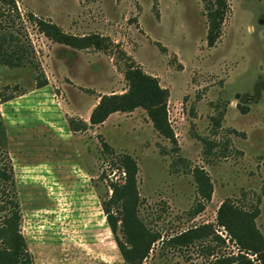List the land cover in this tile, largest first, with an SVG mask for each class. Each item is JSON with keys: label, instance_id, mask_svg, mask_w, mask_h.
<instances>
[{"label": "rangeland", "instance_id": "374dc122", "mask_svg": "<svg viewBox=\"0 0 264 264\" xmlns=\"http://www.w3.org/2000/svg\"><path fill=\"white\" fill-rule=\"evenodd\" d=\"M227 1L220 37L209 47L208 0H15L20 19L9 30L27 45V57L17 66L0 62V92L9 95L0 102L7 136L0 156L6 152L11 165L31 264H126L102 208L112 183L124 182V154L137 165L136 215L161 237L141 264H217L235 255L216 222L224 199L258 206L264 235V0ZM34 19L103 41L57 43ZM128 65L168 89L176 144L141 107L90 124L100 96L127 90ZM203 139L213 142L209 152ZM195 166L210 177L209 201L197 192ZM204 223L224 239L168 244ZM116 235L124 240L120 229Z\"/></svg>", "mask_w": 264, "mask_h": 264}, {"label": "trees", "instance_id": "16d2710c", "mask_svg": "<svg viewBox=\"0 0 264 264\" xmlns=\"http://www.w3.org/2000/svg\"><path fill=\"white\" fill-rule=\"evenodd\" d=\"M205 10L206 42L211 47L220 37L229 3L227 0H208ZM14 19H20L15 0H0V62L9 66L25 64L27 57V45L11 29L9 30ZM34 22L39 31L52 41L74 48H86L91 45L100 47L103 41L98 35L75 36L63 32L58 25L50 21L34 19ZM124 78L127 82V90L120 94L100 96L98 103L90 112V124L103 122L113 112H130L141 107L145 110L153 128L176 144L167 113L168 89L162 87L156 77L145 73L139 66L128 65L124 71ZM42 84L44 83H38L39 86ZM7 99L9 95L0 92V102ZM85 127L86 123H82L80 127L75 126L72 129H84ZM6 142V127L0 119V151L3 150ZM203 142L207 145L205 152H209L213 147V142L208 139H203ZM119 163L124 173V182L112 183L111 197L103 202L102 208L124 262L141 264L147 257L151 246L161 237L157 231L147 228L136 215L135 205L138 198L136 162L130 155L124 154L119 157ZM192 174L199 196L209 201L212 194V183L208 173L202 167L195 166ZM13 187L11 165L4 152L0 156V264H31V256L19 228V203ZM112 206L117 208V213L111 212ZM203 208L204 204L201 203L194 213L197 214ZM259 212L258 206L244 209L229 199L221 202L217 209L216 222L223 227L228 240L236 245L237 253L219 259L217 264H264V235L255 223ZM119 229L123 233L124 240L116 235ZM208 237L221 241L224 239L216 235L212 224L204 223L170 237L167 242L176 247L188 246Z\"/></svg>", "mask_w": 264, "mask_h": 264}, {"label": "crops", "instance_id": "0c3cea01", "mask_svg": "<svg viewBox=\"0 0 264 264\" xmlns=\"http://www.w3.org/2000/svg\"><path fill=\"white\" fill-rule=\"evenodd\" d=\"M90 112H91V109H89V112L87 113V114H88V116H87V117H89V115H90Z\"/></svg>", "mask_w": 264, "mask_h": 264}]
</instances>
